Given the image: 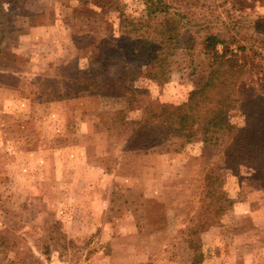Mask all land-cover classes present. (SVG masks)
<instances>
[{"label":"rangeland","instance_id":"obj_1","mask_svg":"<svg viewBox=\"0 0 264 264\" xmlns=\"http://www.w3.org/2000/svg\"><path fill=\"white\" fill-rule=\"evenodd\" d=\"M82 2L13 0L0 6V48L7 53L0 57V238L7 259L17 264H264V159L226 167L222 192L234 205L214 217V202L204 197L210 154L205 144L194 141L164 155L125 152L113 114L128 99L133 107L147 101L180 106L195 79L173 68L168 83L160 84L109 68L103 69L107 91L117 95L113 83H118L120 97L79 92L69 75L74 66L75 72L85 71L87 62L74 64L71 39L89 41L94 32L87 20L96 9ZM123 3L129 21L145 16L141 0ZM204 3L186 6L192 21L200 15L191 25L206 18L209 25L239 31V45L254 63L252 84H261L257 72L264 70V51L260 34L251 28L264 23V0H215L222 5L217 21L209 11L213 1ZM107 18L111 28L101 26L94 36L106 46L117 39L116 15ZM246 108H252L250 102L230 111L229 123L244 129ZM140 116V110L128 114Z\"/></svg>","mask_w":264,"mask_h":264},{"label":"trees","instance_id":"obj_2","mask_svg":"<svg viewBox=\"0 0 264 264\" xmlns=\"http://www.w3.org/2000/svg\"><path fill=\"white\" fill-rule=\"evenodd\" d=\"M12 1L0 0V6ZM141 1L145 16L132 22L124 13L123 0H83V5L92 4L96 8L87 20V26L94 33L85 44L79 37L71 39L76 49L74 64L85 60L87 72H75L77 66H74L69 78L74 85L79 83V92L96 91L99 98L107 99L120 97L121 91L118 83H113L117 95L107 91L108 78L103 69L131 70L160 84L168 83L173 68L178 72L187 71L195 83L185 103L173 106L147 101L133 107L132 100L128 99L126 106L113 114L111 122L117 125L118 137L124 138L125 152L164 155L178 153L194 141L205 144L210 154L204 197L213 200V215L218 216L234 205L222 192L226 167L231 163L264 159V70L257 72L262 75L259 80L262 83L253 86L250 66L254 63L246 56V48L239 45V31L209 25L212 22L206 18H201L203 23L199 25H191L200 15L192 21L190 17L194 14L186 6L201 8L208 0ZM212 1L209 11L215 12L214 21H217L220 17L217 10L222 5ZM110 15H116L117 39L106 46L94 36L98 29L102 30L101 26L111 28L107 18ZM251 29L260 34L258 42L264 51V23H253ZM6 55L0 48V57L5 59ZM69 68V65L61 67L59 71ZM133 91L141 93L138 89ZM249 102L252 108L244 110L245 128L238 129L229 123L228 114L238 104ZM134 110L141 111L139 119L128 117ZM250 131L252 135L247 140L244 135ZM213 224L203 225L201 229ZM6 248V242L0 238V264H17L7 259Z\"/></svg>","mask_w":264,"mask_h":264}]
</instances>
